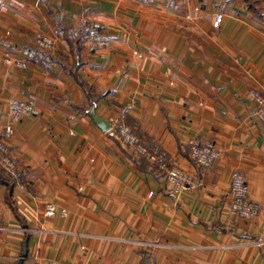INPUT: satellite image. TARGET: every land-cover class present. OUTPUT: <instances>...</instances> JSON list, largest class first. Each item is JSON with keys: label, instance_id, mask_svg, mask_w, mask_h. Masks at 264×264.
<instances>
[{"label": "crops", "instance_id": "obj_1", "mask_svg": "<svg viewBox=\"0 0 264 264\" xmlns=\"http://www.w3.org/2000/svg\"><path fill=\"white\" fill-rule=\"evenodd\" d=\"M94 19L93 42L82 23ZM39 31L55 38L54 67L7 64ZM251 88L264 95V0H0V135L11 98L39 108L6 140L26 187L0 179V264H15L26 238L22 264H264ZM114 120L194 172L195 187L175 195L164 170L114 137ZM195 140L221 150L212 166L191 161ZM233 170L260 205L252 218L229 211Z\"/></svg>", "mask_w": 264, "mask_h": 264}, {"label": "built area", "instance_id": "obj_2", "mask_svg": "<svg viewBox=\"0 0 264 264\" xmlns=\"http://www.w3.org/2000/svg\"><path fill=\"white\" fill-rule=\"evenodd\" d=\"M223 13L218 11L215 20L221 22ZM84 30L93 41L101 38L102 25L98 20H84ZM54 40L51 35L37 32L33 38V44L21 48L18 56H7L6 62L17 67H26L30 63L40 64L48 69L55 65ZM249 95L255 102L256 113L261 118L264 125V95L256 88L249 90ZM39 108L31 99L11 98L9 101V121L5 124L0 135V166L10 176L15 178L22 187H26L23 181L24 169L20 165L17 156L6 140L14 134V124L23 116L38 115ZM114 127L118 131L120 140L124 147L131 150L138 156H144L151 164L165 171V177L170 190L180 195L183 191L191 190L197 183L198 177L194 172L185 170L177 165H172L168 161V154L161 148H149L136 130L129 124L114 120ZM221 150L212 143L192 141L189 148L191 161L199 167L207 168L214 164L220 157ZM250 187L246 176L239 170L231 172L229 211L244 218H252L259 214L260 205L250 197ZM56 205L47 202L45 205V215L56 214ZM56 264V262H54ZM140 264H158L150 257L144 258Z\"/></svg>", "mask_w": 264, "mask_h": 264}, {"label": "water", "instance_id": "obj_3", "mask_svg": "<svg viewBox=\"0 0 264 264\" xmlns=\"http://www.w3.org/2000/svg\"><path fill=\"white\" fill-rule=\"evenodd\" d=\"M89 112H90V114L92 115V117L94 118V120H95V121H96V122H97V123L103 128V129H107V128H109V127L111 126V123H110L107 119H105V118L99 116L98 114H96V113L94 112V106H93L92 108H90ZM27 243H28V238H26V240H25V242H24V244H23V251H22V254H21L20 258L18 259V261H17L15 264H22L24 258H25L26 255H27V249H28V247H27Z\"/></svg>", "mask_w": 264, "mask_h": 264}, {"label": "trees", "instance_id": "obj_4", "mask_svg": "<svg viewBox=\"0 0 264 264\" xmlns=\"http://www.w3.org/2000/svg\"><path fill=\"white\" fill-rule=\"evenodd\" d=\"M114 137L120 142V137H119V134H118V131H116L115 133H113ZM138 156V155H137ZM141 158V161H143L144 163H146L148 160L144 157V156H138ZM0 176H1V180L2 181H6V182H9V183H12L14 184L15 181L18 182L17 180H15V178H13L12 176H9V175H6L4 173V171L2 170L1 166H0Z\"/></svg>", "mask_w": 264, "mask_h": 264}, {"label": "rangeland", "instance_id": "obj_5", "mask_svg": "<svg viewBox=\"0 0 264 264\" xmlns=\"http://www.w3.org/2000/svg\"><path fill=\"white\" fill-rule=\"evenodd\" d=\"M99 21V20H98ZM100 22V21H99ZM40 33H41V31H39ZM82 32L85 34V36L87 37V39H89V40H91L90 38H89V36H88V34H87V32L84 30V27H83V24H82ZM44 32H42V34H43ZM45 34H47V33H45ZM49 36H50V34H48ZM51 37H53V36H51ZM53 40H54V47H53V51H54V53H55V44H56V42H55V38L53 37ZM93 41V40H92ZM94 42V41H93ZM5 61H6V58H5ZM7 63V62H6ZM7 64H9V63H7ZM11 65V64H10ZM29 65V64H28ZM13 66H15V65H13ZM15 67H17V66H15ZM26 67H28V66H26ZM26 67H18V68H26ZM260 91V90H259ZM11 100V99H10ZM8 112H9V103H8ZM2 168V167H1ZM3 170V169H2ZM4 171V170H3ZM167 180V179H166ZM198 181V180H197ZM168 183V182H167ZM197 184V183H196ZM195 187V186H194ZM192 190V189H191ZM176 195V194H175ZM178 196V195H177Z\"/></svg>", "mask_w": 264, "mask_h": 264}]
</instances>
